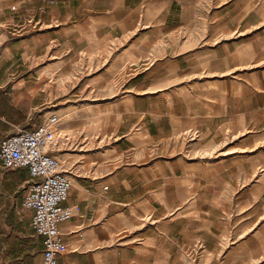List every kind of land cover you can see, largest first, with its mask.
I'll return each instance as SVG.
<instances>
[{"label":"crops","instance_id":"obj_1","mask_svg":"<svg viewBox=\"0 0 264 264\" xmlns=\"http://www.w3.org/2000/svg\"><path fill=\"white\" fill-rule=\"evenodd\" d=\"M118 39L122 72L83 55ZM53 114L80 116L54 152L74 182L59 260L264 264V0H0V137ZM92 134L105 149L70 165ZM2 167L0 215L19 220H0V240L22 249L3 241L0 264H39L42 236L15 204L32 177Z\"/></svg>","mask_w":264,"mask_h":264},{"label":"built area","instance_id":"obj_2","mask_svg":"<svg viewBox=\"0 0 264 264\" xmlns=\"http://www.w3.org/2000/svg\"><path fill=\"white\" fill-rule=\"evenodd\" d=\"M67 123L64 116L49 115L34 129L13 126L0 140V162L5 170L27 167L32 177L21 204L32 212L30 225L42 236L44 248L39 264H72L59 260L67 251L60 223L70 219L72 207L65 206L74 186L72 173L66 161L54 152L63 141L57 135L59 126ZM199 138V132L189 133Z\"/></svg>","mask_w":264,"mask_h":264},{"label":"rangeland","instance_id":"obj_3","mask_svg":"<svg viewBox=\"0 0 264 264\" xmlns=\"http://www.w3.org/2000/svg\"><path fill=\"white\" fill-rule=\"evenodd\" d=\"M115 44H111V43H108L106 40H104V41H102L100 44H99V50H97V52L95 53L94 51H91V50H88V52H85V53H83V55H85V57H88V59L90 60V64L91 63H94L96 60H98V59H100L101 57V59H102V63L104 64V63H107L108 65H106V67H109L110 68V73H113V74H116L117 72H122L121 71V69L120 68H116V66L113 64V61L111 60V58H109L110 57V55H111V53H113L115 50H116V48L117 47H120L122 44H123V41L122 40H116L115 42H114ZM97 48H98V45H97ZM117 51H115V56L117 57ZM115 57V58H116ZM104 58V59H103ZM109 58V59H108ZM106 61V62H105ZM102 63H101V65H102ZM52 72V71H51ZM45 75H46V73H44L43 74V78L44 79H46V77H45ZM50 75H52V74H49V76ZM51 85V84H50ZM111 100H113V99H107L106 100V102H108V101H110L111 102ZM110 102H108V104H105L104 106H105V108L107 107L108 109L106 110V111H109L110 109H111V104L112 103H110ZM113 105V104H112ZM93 107V106H92ZM94 108V107H93ZM73 119H80V116H77V115H67L66 117H65V120L68 122V121H70V120H73ZM110 119L111 118H107V121H106V124H108V125H111V123L113 122V121H111V123H110ZM93 122V120L91 119V118H89V123L91 124ZM63 129L64 130H68L69 132L67 133V135H66V133L65 132H60V131H58V133L60 134V139H62L63 141H65L66 139H67V137H68V139L69 140H71L72 141V143H74V139L71 137V136H73L74 135V132L73 131H71V128L69 127V126H64L63 127ZM62 129V130H63ZM65 134V135H64ZM90 134V133H89ZM95 134H92L91 136L89 135L88 137L90 138V140H91V142L86 146V147H84V144H82V145H79L78 146V148L76 149V150H70L69 152L70 153H76V154H78V153H84V152H86V149H88V153H90V154H94L95 152H96V150H104L105 148L104 147H100V148H98L97 146L98 145H101V143H99L96 139H95ZM1 138H2V136L0 137V140H1ZM202 138V135L200 134V137L198 138V139H201ZM230 138H232V136L230 137ZM82 141V137H81V139H79V141ZM104 144H102L101 146H103ZM84 147V149L82 150V151H80V148L81 147ZM223 146V145H222ZM222 146H220L221 147V149L219 150V152H217V154L218 155H220V153H221V151H224L225 149H224V147H222ZM231 146V145H230ZM75 147V146H74ZM82 147V148H83ZM233 147H230V149H232ZM107 150V149H106ZM218 149H216V151H217ZM101 153V152H100ZM102 154V153H101ZM81 156V155H80ZM66 157H68V154H66ZM74 157V159H75V161L73 162V164H70V165H74L75 164V166H77V165H79V164H81V157L80 158H78L79 156H73ZM222 160H225L226 158H228V156L227 155H220L219 156ZM218 158V157H217ZM219 159V158H218ZM220 159V160H221ZM103 159H101V161H102ZM105 160H107L106 158H105ZM76 162V163H75ZM69 163H70V160H69ZM226 164H230L231 163V161L228 159L226 162H225ZM82 164H85L84 166H83V168L84 169H86L87 168V166H86V164L88 165V162L87 161H85L84 163H82ZM68 166H69V164H68ZM67 167V166H66ZM80 167H78L77 169H79ZM262 181H264V180H262ZM264 183V182H263ZM263 188H264V186H263ZM27 189H28V186H26L25 188H21V190H20V196L18 197V199H15V204H17V206H18V209H20L19 211L21 212V213H27V210H24V209H22V207H21V202L23 201V197H24V194H25V192L27 191ZM19 207H21V208H19ZM23 211V212H22ZM259 247H260V245H259ZM263 247H264V245H263ZM254 248H256V245H254Z\"/></svg>","mask_w":264,"mask_h":264},{"label":"trees","instance_id":"obj_4","mask_svg":"<svg viewBox=\"0 0 264 264\" xmlns=\"http://www.w3.org/2000/svg\"><path fill=\"white\" fill-rule=\"evenodd\" d=\"M0 167H2L1 162H0ZM25 168H26L25 169V174L26 175H25L23 180H26L28 175H30L29 169L27 167H25ZM19 169L20 168H17L16 170H19ZM8 174H9V171L5 174V176L3 178L2 187H5V180L7 179ZM18 181L21 182L22 180H18ZM9 184H12V183L10 182ZM0 220L6 222L8 224V226H10V227L12 226L13 227V222L19 220V217L14 212L13 209H10L9 211L7 210L5 212V214L3 213V214L0 215ZM5 238H7V239H5ZM10 238H11V235H9L8 237H4L3 239L0 240V251L2 250V247H3V245H2L3 241H5V243H6V249H5V252H4L5 255H7V253H12V254L18 253L22 249V246H21L22 240H16V242L14 241L13 244H11ZM40 239H41V241L39 243V247L43 249V245H44L43 238L41 237Z\"/></svg>","mask_w":264,"mask_h":264},{"label":"bare ground","instance_id":"obj_5","mask_svg":"<svg viewBox=\"0 0 264 264\" xmlns=\"http://www.w3.org/2000/svg\"><path fill=\"white\" fill-rule=\"evenodd\" d=\"M132 73H133V72H132ZM121 75H122V74H121ZM125 75H126V74H125ZM60 137H61V136H60ZM67 154H68V158H69V157H73V156H79V157H81V156H80L81 154H79V153H78V154H76V153H67ZM102 155H104V154H102Z\"/></svg>","mask_w":264,"mask_h":264}]
</instances>
